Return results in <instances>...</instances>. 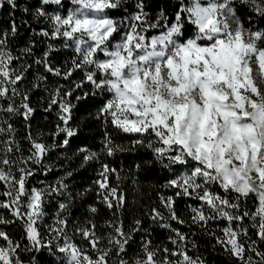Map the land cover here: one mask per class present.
<instances>
[{
    "label": "snow or ice",
    "instance_id": "6c2138e0",
    "mask_svg": "<svg viewBox=\"0 0 264 264\" xmlns=\"http://www.w3.org/2000/svg\"><path fill=\"white\" fill-rule=\"evenodd\" d=\"M0 264H264V0H0Z\"/></svg>",
    "mask_w": 264,
    "mask_h": 264
},
{
    "label": "trees",
    "instance_id": "16d2710c",
    "mask_svg": "<svg viewBox=\"0 0 264 264\" xmlns=\"http://www.w3.org/2000/svg\"><path fill=\"white\" fill-rule=\"evenodd\" d=\"M34 27H36V25H33ZM39 39V38H38ZM44 47L43 44L40 45V48L37 49V51H40V49H42ZM64 55L63 51H61V53L59 54L60 58H62ZM33 101L35 103V97H33ZM48 115L47 113H44L39 107L37 108V121H43L44 116ZM50 118H54V117H50ZM35 123V122H34ZM42 127H44V124H41ZM103 129L101 128L99 130V132L97 133V143H99V133L102 132ZM124 160V165H127L129 163H131V157L128 154H125V156L123 157ZM61 163H64L63 159H61L60 161ZM117 166H121L119 164V161H117ZM164 173L163 172H157V176L160 177V179H154L152 182L154 183H163V177H164ZM50 179L52 177H49ZM96 179V175L93 172L92 169H88V170H82L80 172H77L75 174V180L73 182V186L74 187H78V188H83V187H87L91 184L92 180ZM113 183H115V181L113 180ZM126 190L128 191L129 197L131 198L132 196V188L131 185H126L125 186ZM145 195H144V203H147L148 200L150 199H155V193H156V189L152 190V194L148 195V188L147 185H145ZM160 191H163L162 189H160ZM139 194H137L138 196ZM181 207H183V205H181ZM105 216H110V213H104ZM126 223H127V219H126ZM147 223V221H146ZM153 229H154V237L156 238V240L158 241H163L165 239V237L167 236V230L165 229H161L156 227L155 225H153ZM201 245L203 246L205 243H207L205 240L201 239L200 241ZM210 246V245H209ZM215 255V254H214ZM217 259H219V257H216Z\"/></svg>",
    "mask_w": 264,
    "mask_h": 264
}]
</instances>
